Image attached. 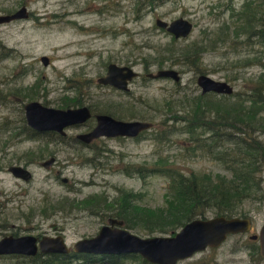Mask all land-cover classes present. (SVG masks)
I'll use <instances>...</instances> for the list:
<instances>
[{
  "label": "rangeland",
  "instance_id": "1",
  "mask_svg": "<svg viewBox=\"0 0 264 264\" xmlns=\"http://www.w3.org/2000/svg\"><path fill=\"white\" fill-rule=\"evenodd\" d=\"M22 6L28 16L0 24V237L15 231L47 230L53 236L62 234L72 248L77 239L94 235L111 215L113 209L101 206L100 197L114 205L122 189L136 191L135 203L139 205L164 206L168 177L146 170L158 156L167 157L185 173L199 170L231 175L205 149L194 150L196 143L188 132L163 134L158 121L167 109L163 105L167 98L201 92L197 84L200 73L229 81L233 92H247L260 81L264 76V36L260 32L264 0H0V13ZM178 16L193 22L185 37H174L156 24L157 17L171 21ZM191 43L205 47L195 64L181 54ZM170 47L179 56L176 62L168 53ZM44 54L50 58L48 64L41 60ZM167 54V61L160 65L159 60ZM110 62L132 65L139 72L130 80L129 90L97 82ZM161 67L177 69L180 80L148 76ZM207 93L211 99H226L224 93ZM68 96L76 100L65 101ZM31 99L56 107L86 104L94 112H103L106 103L112 111L115 103L121 112L114 116L147 119L154 124L135 137L102 136L92 141V146L82 147L84 143L75 142L73 136L90 129L96 121L93 116L67 127L66 143L46 142L24 133V103ZM202 130L199 127L196 132ZM258 135L264 140V131ZM28 150L37 160L27 167L32 178L24 180L8 166L25 165ZM52 153L56 158L50 166L39 163ZM141 165L144 176L134 170ZM87 197L96 198L92 206L78 204ZM242 205L240 210L252 218L258 232L264 223V198ZM214 214V209L207 210V216ZM129 229L146 236L140 228ZM255 245L247 234H234L195 256L203 258H185L177 264H250L259 256ZM93 255L62 257L63 264H151L129 254L102 259ZM0 264L34 262L0 257Z\"/></svg>",
  "mask_w": 264,
  "mask_h": 264
},
{
  "label": "trees",
  "instance_id": "2",
  "mask_svg": "<svg viewBox=\"0 0 264 264\" xmlns=\"http://www.w3.org/2000/svg\"><path fill=\"white\" fill-rule=\"evenodd\" d=\"M260 30L264 36V28H260ZM204 48L203 46L199 47L197 43H191L182 48L184 52L181 54H185L183 58L189 63L195 64L200 59L201 49ZM173 51L170 47L168 53L171 52L169 55L176 62L179 56L175 55ZM167 57L168 54L159 60L160 65L167 61ZM172 64L173 62H171ZM259 80L255 85L249 87L247 92H232L224 95L226 96L225 100L211 99L207 92H200L195 96L184 93L183 97L179 99L176 97L174 99L167 98L163 104L167 109L158 121V126L162 125L163 127L160 131L163 134H170L172 131L173 133L188 132L192 136L190 138L192 143H196L193 149H205L216 160L221 161L231 175L199 170L185 173L173 166L172 161L167 157L158 156L154 164L146 170L149 173H161L168 177V190L164 206L151 207L135 203L136 191L131 189H122L114 205L113 202L107 203L105 198L100 197L98 202L102 203L101 206H106L109 210L113 209L111 215L122 218L124 227L140 228L146 232V235L156 234V232L173 234L187 221L195 217H207L209 209H214L215 214L225 216H247L248 214L240 210L243 209L242 204L247 200H262L264 198V140L258 135L259 131H264L263 74ZM230 95L238 97L233 100L227 99ZM74 98L75 96H68V100L66 98L64 100L70 102V100H76ZM176 100H178L177 104H175ZM112 105V111L108 109L109 103H106L107 107L102 111L113 115L116 112H121L119 105L115 103ZM66 106H70V104L68 103ZM178 106L180 108H177ZM207 116L210 119L206 120ZM117 117L123 118L121 115ZM175 121L181 122V125H177ZM23 126L25 130L31 129L26 123ZM199 127L203 129L201 134L196 132ZM143 132L145 133L146 130ZM143 169L142 165L134 167V170L142 176L145 175ZM94 199L96 200L94 197H87L78 204L84 202V204L88 203L92 206ZM95 207L97 205L93 208ZM81 253L85 257L90 255L84 251ZM92 254H98L93 256L101 259L106 256L119 257L129 254L130 257L142 259L144 263L155 264L136 252ZM60 258L54 257L49 263L36 262L34 264L65 263ZM111 263L120 264L115 261H111Z\"/></svg>",
  "mask_w": 264,
  "mask_h": 264
},
{
  "label": "water",
  "instance_id": "3",
  "mask_svg": "<svg viewBox=\"0 0 264 264\" xmlns=\"http://www.w3.org/2000/svg\"><path fill=\"white\" fill-rule=\"evenodd\" d=\"M28 16L25 6L11 13H0V24L17 18ZM156 24L166 28L176 37L187 36L193 27V22L183 16H178L171 21L162 17L156 18ZM44 64L49 63L48 55H41ZM138 75L132 65L110 62L106 73L98 76L97 81L111 84L117 88L128 90L129 81ZM150 77H172L180 80V72L172 67L159 68L148 73ZM197 84L201 92L215 91L229 94L234 86L227 80L216 79L207 73L197 76ZM25 118L27 123L38 130H57L65 134V128L85 122L93 115L95 125L85 132L77 134L85 142H91L99 136H137L145 129H149L153 122L147 119H121L108 113L93 114L86 105L56 107L47 105L39 100H30L25 103ZM55 157L43 161V165L50 166ZM9 170L16 176L29 179L31 171L20 165L12 164ZM66 179V178H65ZM64 179V180H65ZM124 220L117 216H109L108 223L102 224L98 231L91 236L77 239L72 249L77 252L125 254L136 252L148 261L157 264H176L177 261L192 256L195 252L204 250L208 246H219L229 233L247 231L251 227V219L237 215L225 216L223 214L209 217H195L187 221L173 234H153L141 236L123 226ZM251 237L259 239V252L264 257V223L257 234ZM42 251L67 253L70 247L65 242L64 236H43L39 241ZM36 236L32 234L12 235L7 234L0 238V253L20 252L35 254L38 250Z\"/></svg>",
  "mask_w": 264,
  "mask_h": 264
},
{
  "label": "flooded vegetation",
  "instance_id": "4",
  "mask_svg": "<svg viewBox=\"0 0 264 264\" xmlns=\"http://www.w3.org/2000/svg\"><path fill=\"white\" fill-rule=\"evenodd\" d=\"M24 113H25V108H24ZM24 117H25V114H24ZM25 122H26V118H25ZM26 124L29 126V127H31L27 122H26ZM90 129H88V130H84V131H89ZM24 133L27 135V136H29V137H40L41 139H44L46 142H53V141H61V142H63V143H66L67 142V140H68V133L66 132L65 134H61V133H59L57 130H38V129H36V128H33V127H31V129H27V130H25V128H24ZM77 134L78 133H76L74 136H73V140H75V142H77V143H84V144H81L82 145V147H89V146H92L91 145V143H86V142H84L81 138H79L78 136H77ZM99 137H102V136H99ZM99 137H97V138H99ZM107 137H112V136H107ZM97 138H95V139H97ZM43 145H46V144H43ZM33 155V156H32ZM55 157L56 158V156L55 155H53V153L51 154V155H49L47 158H43L42 160H40L39 161V163L40 164H42L43 165V161L44 160H46V159H48V158H50V157ZM35 155H34V152H32V150H28V153H27V160H26V162H25V165H22V164H20V165H22V166H24V167H28L29 166V164L30 163H33L34 162V160H37V159H35ZM13 164H18V163H13ZM12 165V164H11ZM10 166V165H9ZM9 166H8V169H9ZM48 167V166H47ZM31 173H32V171H31ZM32 176H33V173H32ZM32 176L29 178V179H31L32 178ZM16 177H18V178H22V177H19V176H16ZM22 179H24V178H22ZM29 179H24V180H29ZM63 179H65V178H63ZM65 180H67V178L65 179ZM109 216H111V215H109ZM108 216V217H109ZM243 217H246V216H243ZM250 219H251V221H252V218L250 217ZM107 222H108V219H107ZM106 222V223H107ZM35 228V227H34ZM9 234H12V235H15V236H17V235H23V234H32V235H34V236H36V242H37V244H38V247H39V241H40V239L43 237V236H53V234L52 233H48L47 232V230H38V231H36L35 233H31V232H24V233H20L19 231H15V232H12V233H9ZM56 235H58L59 233H55ZM234 234H242V235H248L249 236V239L251 240V241H253V242H256V247H255V250H258V252H259V239L256 237V238H253V237H251V235L252 234H257L256 233V231H254V229H253V223L251 224V227H250V229L249 230H247V231H239V232H237V233H229L227 236H226V238H225V240L229 237V236H231V235H234ZM4 235H7V234H3L2 236H4ZM1 236V237H2ZM0 237V238H1ZM224 240V241H225ZM223 241V242H224ZM222 242V243H223ZM245 243V245H249V244H247L246 242H244ZM208 247H211V246H208ZM251 247V246H250ZM239 248H240V245H239ZM250 250H252L251 248H250ZM200 252V251H199ZM199 252H195L191 257H189L190 259H192V260H198L199 258H203L202 256L203 255H198V256H201V257H195V256H197V254H199ZM68 256H71V257H73V256H84V254L83 253H78V252H73V251H71V252H69V254H66V255H63L62 253H59V252H52V251H42L41 249H40V247L38 248V250H37V252L35 253V254H27V253H20V252H10V253H0V257H22L23 258V261H25V259H28V260H30V261H33L34 263H36V262H40V263H49V262H51L52 260H53V258L54 257H64V258H66V257H68ZM198 258V259H197ZM204 260H205V258H204ZM262 261H264V257L260 254V252H259V256L257 257V258H252L251 259V261H250V264H262ZM178 263V262H177ZM176 263V264H177ZM212 263H214V261H210V262H208L207 264H212Z\"/></svg>",
  "mask_w": 264,
  "mask_h": 264
}]
</instances>
